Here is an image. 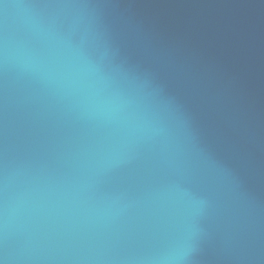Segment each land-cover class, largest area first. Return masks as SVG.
I'll return each mask as SVG.
<instances>
[{
    "label": "water",
    "instance_id": "water-1",
    "mask_svg": "<svg viewBox=\"0 0 264 264\" xmlns=\"http://www.w3.org/2000/svg\"><path fill=\"white\" fill-rule=\"evenodd\" d=\"M0 264H264V0H0Z\"/></svg>",
    "mask_w": 264,
    "mask_h": 264
}]
</instances>
